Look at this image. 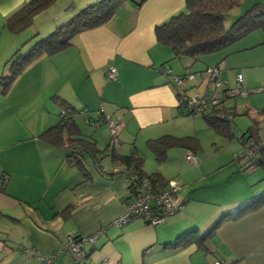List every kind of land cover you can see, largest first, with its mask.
Returning <instances> with one entry per match:
<instances>
[{
	"label": "crops",
	"instance_id": "obj_1",
	"mask_svg": "<svg viewBox=\"0 0 264 264\" xmlns=\"http://www.w3.org/2000/svg\"><path fill=\"white\" fill-rule=\"evenodd\" d=\"M27 1L0 0V35L6 33L10 39L5 55L40 32L30 27L23 38L4 28L5 18ZM94 1L78 0L75 6ZM184 10V0H128L104 24L79 32L69 46L34 60L7 92L0 93V185L4 188L0 221L9 218L21 232L16 241L0 237V264H41L37 255L52 253L68 234L96 236L93 244L86 245L85 264H211L215 259L264 264V205L222 221L204 247L167 245L191 229L205 233L224 213L264 193V175H229L232 179L225 186L218 183L220 175L182 176V185L189 179L195 182L177 190L181 207L176 214L155 226L134 220L116 227L114 220L124 215L128 198L123 165L111 160L105 168L97 153L95 162L85 156L83 175L67 160L71 148L39 138L40 132L58 124L61 101L76 111L79 137L94 139L105 153L112 146L107 143L100 149L109 134L103 127L98 129L104 123L97 113L100 108L102 116L119 124V144L113 146L119 154L137 151L134 142L139 133L147 139L167 133L168 123L181 113L172 82L158 68L164 65L182 74L195 59L174 57L168 46L157 41L154 30ZM52 20L55 23L57 16ZM109 67L116 71L113 80L106 76ZM84 107L86 113L81 112ZM87 118H98V125L86 123ZM158 178L160 184L169 179ZM205 181L210 187L201 193L198 187ZM54 263L75 264L66 250Z\"/></svg>",
	"mask_w": 264,
	"mask_h": 264
},
{
	"label": "trees",
	"instance_id": "obj_2",
	"mask_svg": "<svg viewBox=\"0 0 264 264\" xmlns=\"http://www.w3.org/2000/svg\"><path fill=\"white\" fill-rule=\"evenodd\" d=\"M126 1L128 0H97L91 2L79 8L73 16L57 25L51 32L33 42L26 52L20 53L19 50H15L16 52L10 58L12 72L6 76H0V93L7 92L21 72L34 60L43 54L52 55L69 46L72 38L79 32L104 24ZM241 1L184 0V11L170 17L169 20L155 27L156 39L160 44L168 46L174 57L179 58L184 56L197 59L202 54L216 52L231 45L253 30L260 29L264 32V3L261 2L252 3L232 22L229 28H224L223 18L225 12L232 6L238 5ZM53 2L54 0H28L5 18L4 28L12 33L21 31L26 26L31 25L35 14ZM61 102L62 108L67 107L64 101ZM177 107L181 108L179 105ZM70 109V112L65 114L63 119L59 118L58 124L52 125L40 132L39 138L47 144L56 147L65 146L70 148V145H74V148L71 147V151L67 155V160L85 175L87 164L85 156H88L95 162V156L99 150L95 145L94 139L79 137L80 131L73 118L76 111L73 107H70ZM229 112L231 111H228V107L221 102L220 105L210 107L208 110L202 112L201 115L215 130L221 133H228L227 127L229 121L227 113ZM180 113L187 112L180 109ZM98 115L103 118L102 122L105 123V115L102 116L101 113ZM98 118L92 119L97 125L99 122ZM87 120L91 119L87 118ZM245 133H249L248 139L252 138L258 144L256 149V166L264 167V142L258 140L255 136L254 128H249ZM188 137L190 136L179 137L171 134H162L156 138L148 139L147 143L155 154V157L158 160H164L168 148L178 145H188L191 138V142L195 143L193 137ZM109 146L111 145L109 144ZM109 148L106 154L110 156L112 161L123 165V168L133 169L141 175L152 178L154 183L159 182V175L157 173L147 174L143 171V157L136 150L133 149L128 154H119L114 150L113 146ZM0 190H4L2 184L0 185ZM262 205H264V193L224 213L205 233L199 234L196 229H191L177 235L174 241L167 245L175 248L195 243L198 247H204L205 239L214 234L222 221L235 219Z\"/></svg>",
	"mask_w": 264,
	"mask_h": 264
},
{
	"label": "rangeland",
	"instance_id": "obj_3",
	"mask_svg": "<svg viewBox=\"0 0 264 264\" xmlns=\"http://www.w3.org/2000/svg\"><path fill=\"white\" fill-rule=\"evenodd\" d=\"M72 1L73 0H54L52 4L35 14L32 18L31 25L26 26L17 33L24 35L23 38H25L29 35V29L31 27V29L40 28L39 34L36 32L32 34V36L29 37L30 39L25 41L19 48V45L15 46V44V47L13 46L12 49L7 50V55H5V50L8 46V40H10L9 36L6 33L2 36L0 35V76L9 75L12 72L10 58L14 52L17 50H19L20 53L26 52L30 45H27L28 42L31 40H33L32 42L39 40L41 37L51 32L57 25L73 16L76 10H78V6L82 4L79 2V4L75 6L78 0L74 1V4ZM253 2H255V0H242L238 5L229 8L225 12L223 18L224 28H229L232 22ZM66 11L71 13L66 17H62V13ZM54 16H57V21L55 23L52 22ZM221 55L223 56L221 59L223 61V66L220 78L222 81H226L224 82L225 86L234 87L236 85L234 77L237 72H240L244 79L243 88L247 92L246 95L228 96L223 100V105L228 107V111H231L227 113L229 121L227 127L228 133H221L215 130L204 120L201 113H182L176 115V117L168 123L169 131H166L167 133L164 134H171L179 137L190 136L188 138L193 137L195 143L191 142V138L188 145L172 146L166 150V157L164 160H158L147 143L148 139L144 138L142 133H139L136 142L133 141L137 148V153L143 157V171L147 174L157 173L158 175H163L166 178L172 179L177 183L178 190L194 183L195 180L190 179L197 175H220L219 178H221V181H218V183L224 186L232 179L229 175H264V167L256 166L247 168L243 164L246 156H235L243 155L245 152V143H243L242 140L248 137L249 133H245V131L249 128H254L255 136L258 140L264 142V32L260 29L253 30L221 50L200 55L193 61L192 65L189 67V71L198 72L204 70L205 68L203 67L206 64H212L210 61ZM198 82L199 81L196 79V84ZM202 86L203 83L200 88H202ZM195 90V87L192 88V91ZM77 119L79 120V115H77ZM101 127L105 128L107 134H109L106 141L103 144L100 143V149L105 147L104 145L109 143L108 141L111 139L108 125L105 123L104 126L103 123V126H98V129ZM69 147L71 148V145ZM105 152L104 148L102 151H99L98 154H100L99 159L101 160L102 166L108 168L111 163V158ZM188 154L194 155L196 161L187 159L186 155ZM182 176L190 178L189 181L183 185L182 182L180 183ZM209 187L208 181H205L204 184L198 188L202 190L201 193H205L208 191ZM192 190H195V188ZM18 212H20V210H18ZM4 215L10 216L9 213H4ZM134 220L141 221L140 219ZM114 225L118 227L116 223H114ZM18 229L19 228L16 226L12 227L11 221L7 217H3L0 221V237H7L9 240L16 241L20 238L21 234ZM71 235L74 236V234ZM66 237L67 235L64 238V243L66 242ZM64 243L59 244L54 251L62 247ZM51 254L52 253L45 255L50 256Z\"/></svg>",
	"mask_w": 264,
	"mask_h": 264
},
{
	"label": "built area",
	"instance_id": "obj_4",
	"mask_svg": "<svg viewBox=\"0 0 264 264\" xmlns=\"http://www.w3.org/2000/svg\"><path fill=\"white\" fill-rule=\"evenodd\" d=\"M222 66L221 61L215 65L207 66L204 70L198 72H190L188 69H185L182 74H174L169 67L162 65L158 68V72L168 76L172 82L177 99V106L179 105L181 107V111L194 114L202 113L212 106L220 105L228 96L247 94L242 86V74L239 72L234 77L236 85L234 87L225 86L224 82L226 81H222L220 78ZM106 76L109 80L115 79V69L109 67L106 71ZM196 79L199 81L197 84ZM202 83L203 86L200 88ZM194 87L196 90L192 91ZM70 110V107L62 108L59 117L63 119L65 114L70 112ZM81 112L86 113L87 108H83ZM97 113H102V108L97 110ZM105 119V123L108 125L111 133L109 144L111 146H117L119 144L117 136L119 124L108 115H105ZM85 121L88 124L97 126L96 122L92 119H86ZM242 141L245 143V152L243 155L235 156H246L243 162L244 166L247 168L256 167V149L258 144L255 143L254 139H248V137ZM186 158L196 161L195 156L192 154L186 155ZM122 174L126 181L128 198L125 204L124 215L114 220V223L118 226L134 219H140L148 225L155 226L179 211L181 204L177 198L178 185L172 179H168L164 184L154 183L152 178L141 175L137 171L126 167L122 169ZM95 239V235L73 236L68 234L66 242L62 247L52 252L50 256L38 254L37 259L41 264H53L55 257L66 250L70 252L75 264H84L83 259L86 255V245L93 244ZM211 264H226V262L221 259H215Z\"/></svg>",
	"mask_w": 264,
	"mask_h": 264
}]
</instances>
